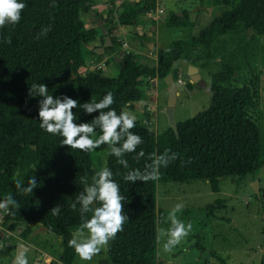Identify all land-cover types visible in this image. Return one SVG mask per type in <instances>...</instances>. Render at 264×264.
I'll return each instance as SVG.
<instances>
[{
    "label": "trees",
    "instance_id": "trees-1",
    "mask_svg": "<svg viewBox=\"0 0 264 264\" xmlns=\"http://www.w3.org/2000/svg\"><path fill=\"white\" fill-rule=\"evenodd\" d=\"M94 1L26 0L20 22L14 27L0 28V199L11 193L19 203L18 208L6 215L4 227L12 231L20 225H27L29 229V224L43 225L62 239L59 260L73 264L76 256L67 246V240L81 218L70 205L82 190L80 178L87 177L91 182L94 170L107 166L120 183L125 197L122 211L129 215L123 230L109 242L107 254L111 264H161L159 182L206 180L218 193L223 178L246 177L264 168V136L257 90L249 85L230 86L234 76L248 66L246 54L252 42L251 31L256 36H264V0L213 1L222 10L210 24L199 28L196 35L191 33L197 25L189 12L183 11L182 15L170 12L167 26L190 29L191 34L156 48L155 59L149 53L131 48L117 51L123 41H118L113 29H109L112 46L106 47L103 54L96 52L94 48L98 45L93 42L100 33L103 45L106 37L100 26L88 28L81 18L83 11L93 12ZM141 3L125 2L118 22L135 25L142 12L155 8V0ZM111 5L105 12L107 17L96 12L95 18L111 22L116 12L115 0ZM45 28L48 31L42 33ZM143 36L142 43L149 46L151 36ZM6 39L10 42H4ZM234 39L239 41L236 48L231 44ZM108 53L120 65L118 73L112 76L104 72L107 69L104 57ZM180 59L198 66L211 77V103L189 120L177 122V131L169 126L157 133L151 123L136 119L131 131L141 135L143 142L137 146V152L143 150L144 155L126 153L124 158L129 168L144 170L151 165L153 154L159 155L165 150L169 154L177 153L176 159L158 169L156 180L134 184L123 181L122 174L128 169L118 164L116 157L108 155L105 145L94 152L68 150V146L59 145L60 138L44 133L35 119L39 97L27 95L33 82L47 84L49 94L65 93L81 102L102 98L111 91L114 97L111 107L118 112L125 106L126 110H135L142 98V78L148 75L165 81L172 72L177 80L182 72L175 64ZM92 63L104 66L92 68ZM79 111L78 108L76 113ZM94 115L81 113L80 119L90 123ZM34 174L41 186L32 194H19L13 181L17 178L26 181L27 176ZM56 203L61 205L60 214L53 216L50 209ZM212 254L220 264H228L222 254Z\"/></svg>",
    "mask_w": 264,
    "mask_h": 264
},
{
    "label": "rangeland",
    "instance_id": "rangeland-1",
    "mask_svg": "<svg viewBox=\"0 0 264 264\" xmlns=\"http://www.w3.org/2000/svg\"><path fill=\"white\" fill-rule=\"evenodd\" d=\"M127 1L130 3L145 2V0H115V17L111 22L107 20L103 22L108 29H113L118 41H123V35L126 34L135 42L138 39L144 42L143 35L149 36L151 27L156 20L154 15H148V12L152 10L160 12L163 6L165 8V13L156 20V29L153 31L151 39L148 40V42L154 43L153 49L144 45V51L154 59L156 58V48L165 46L179 38H185L191 33L198 34V29L190 33V29L169 28L165 22L170 11L178 14L183 11L189 12L192 18L197 21L198 27L201 28L210 24L222 10L221 6L213 4V1L217 0H155V8L151 7L147 12H142L136 24L132 25L128 32L124 31L118 34L116 19L125 9L124 3ZM111 2L112 0H95L92 11L105 14L112 6ZM94 15L90 11L81 13V18L86 22L87 27H98ZM140 34L141 36H138ZM250 40L252 42L248 45L246 54L248 66L246 70L234 76L230 86L235 88L249 85L257 90L260 101L258 113L264 136V36H256L251 31ZM232 41V47H238L239 41L236 39ZM102 42L103 37L99 33V37L93 44L101 45ZM123 49H127L124 44L117 47V51ZM104 59L107 62L105 74L109 76L117 74L120 68L119 63L114 61L109 53ZM187 63L186 60L180 59L176 62L175 68L181 70L182 75H185L183 77L188 82L186 79ZM202 76L210 85L211 77L208 73L202 70ZM146 79L143 77L141 81L144 82ZM147 85L145 88L143 87L145 93L151 86L149 82ZM158 85L161 98L157 104L158 107L150 106L148 108L146 106L149 105L148 103L146 105L137 103L135 110L127 109V111L134 113L137 119L151 123V128L157 133H162L169 128L167 115L163 112L164 103L168 100V86L164 80H159ZM153 91L157 93L158 89H153ZM179 91L180 94L175 105L177 122L189 120L208 108L211 103V94L196 85L189 89L186 84H180ZM155 101L153 100L154 105ZM256 181L259 182L258 197L254 189ZM157 201L160 216L158 257L161 264H220L212 252L222 254L228 260V264H262L264 261V168L258 173L246 177L223 178L221 191L218 193L211 189L210 183L206 180H195L188 183L159 182ZM177 203L183 204V208L176 213L177 218L185 223L190 221L192 230L179 245L174 246L171 251L165 252L163 243L167 240V236L162 230L168 228L169 213ZM210 206L214 208L212 209ZM4 221L5 218L0 226V243L3 242L0 247V264H9L15 257V251H17L20 242L28 245L26 255L29 258V264H63L59 260L63 249L61 237L47 231L43 225L35 223L29 224L30 229L27 225H20L10 231L4 227ZM73 264H111V261L108 254L102 253L90 262H81L76 257Z\"/></svg>",
    "mask_w": 264,
    "mask_h": 264
},
{
    "label": "clouds",
    "instance_id": "clouds-1",
    "mask_svg": "<svg viewBox=\"0 0 264 264\" xmlns=\"http://www.w3.org/2000/svg\"><path fill=\"white\" fill-rule=\"evenodd\" d=\"M26 0H0V28L15 26L21 20ZM48 29H42L46 33ZM4 42H10L5 40ZM49 87L44 82H33L28 88V97H39L37 100V116L39 127L44 133L58 136L59 145L68 146V150L78 149L81 152H94L105 145L108 155L117 158V163L128 169L122 174V180L134 184L137 181L147 182L158 178V169L167 166L169 161L176 159L177 153L165 150L164 153L153 154L151 165L144 170L129 168L126 153L143 156V150L137 152L142 137L131 131L136 126V115L122 107L119 112L111 107L114 97L111 91L102 98L81 102L65 93L49 94ZM79 113H76L77 109ZM91 115L90 123L80 119V115ZM35 146H33V149ZM36 166L32 168L35 169ZM150 169V170H149ZM19 176V174H17ZM113 171L107 167L94 170L91 182L82 176V190L75 195L70 207L80 213L81 222L67 240L75 256L81 262H90L98 254H107L109 242L115 239L117 232L123 230L124 223L129 219L127 212L122 211L125 197L121 192L120 183L113 178ZM19 194H32L38 183L37 176L29 175L26 181L17 178L13 181ZM19 207L18 201L9 193L0 199V210L5 213ZM183 208L182 203L175 204L169 213V226L162 230L167 236L163 243L165 252L179 245L192 230V223H185L177 218L176 213ZM61 205L56 203L50 211L53 216L60 214ZM90 213V215H88ZM9 264H29L25 251H18Z\"/></svg>",
    "mask_w": 264,
    "mask_h": 264
},
{
    "label": "water",
    "instance_id": "water-1",
    "mask_svg": "<svg viewBox=\"0 0 264 264\" xmlns=\"http://www.w3.org/2000/svg\"><path fill=\"white\" fill-rule=\"evenodd\" d=\"M106 17V15H105ZM97 24L101 27L106 39L102 46L94 48V50L98 53L103 54L105 52V48L112 46L113 40L110 35L109 29L103 24L104 20L100 17H97ZM156 29V26L153 25L151 27V30L149 32V35L151 36L153 34V31ZM154 46V43H149V48L152 49ZM92 48V46H90ZM118 61H121V58H118ZM186 79L192 83H195L199 88L204 89L207 93H212V87L208 84L206 79L202 76L200 73V68L194 64H189L186 71ZM165 82L168 86V102L166 107L163 109V112L167 115L168 118V124L171 126L175 131L178 130V123L176 120L175 115V105L178 99V96L180 94L179 91V84L176 82V78L174 74L171 72L165 77ZM254 189L257 194H259V182H254ZM28 249V245L24 242H20L17 246V251H25Z\"/></svg>",
    "mask_w": 264,
    "mask_h": 264
},
{
    "label": "crops",
    "instance_id": "crops-1",
    "mask_svg": "<svg viewBox=\"0 0 264 264\" xmlns=\"http://www.w3.org/2000/svg\"><path fill=\"white\" fill-rule=\"evenodd\" d=\"M124 1V0H123ZM96 3V2H95ZM95 12L96 11H94V12H92V14H95ZM170 12H174V11H170ZM169 12V13H170ZM149 13V12H148ZM163 13H165V8H164V6H163V8H162V10L160 11V12H156L155 14H154V18H156V20L158 19V18H161V15L163 14ZM183 13H179V15H182ZM190 14V13H189ZM106 15V14H105ZM149 15V14H148ZM107 17V16H106ZM190 18H191V20L193 19L192 18V16H191V14H190ZM155 20V21H156ZM116 21H117V24H118V34L119 33H123L124 31H126V32H128V30H130V28H131V24H121V23H119L118 22V18L116 19ZM196 25H197V21L196 20H192ZM157 22V21H156ZM166 23V22H165ZM156 24V23H155ZM154 24V25H155ZM167 25V24H166ZM156 26V25H155ZM89 27V26H88ZM90 28V27H89ZM170 28V27H169ZM201 28H203V27H201ZM196 29H199V27H198V25H197V28ZM145 30V29H144ZM175 30H180V29H175ZM195 31V30H194ZM146 32V31H145ZM142 34V33H141ZM141 34L140 35H138V36H141ZM153 35V34H152ZM151 35V36H152ZM126 34H124L123 35V44L127 47V48H132V49H134V50H137L138 52H140V53H146V54H148L147 52H145L144 50V44L138 39V41L137 42H135V41H133L132 40V38H129L128 36H126ZM150 36V35H149ZM131 41H132V43H131ZM134 42V43H133ZM171 43V42H170ZM168 45V44H167ZM100 46H102V45H98V47H100ZM166 46V45H165ZM148 47V46H147ZM160 47H163V46H160ZM159 48V47H158ZM149 55V54H148ZM188 65H189V63H187ZM188 65H187V67H188ZM200 73L202 74V70L200 69ZM181 76H185L184 74L182 75V73H181ZM145 78H147L146 80H144V82H143V85H142V98H141V100L138 102V104H141V105H146L147 103L149 104V105H146V106H148V108H150V106H152V108H154L155 106H159V105H157V104H159V100L161 99L160 98V91H159V85H158V82H159V80L160 79H152L150 76H148V75H146V76H144ZM183 81H184V83L183 84H186L187 85V87H189V89H192L193 88V85H196L195 83L193 84L192 83V87L190 86V83H188L186 80H185V77L183 78ZM150 83V87H149V90H146V93L144 92L145 91V89H143V87L145 88V86H148L147 85V83ZM153 89H158V92L156 93L155 91H153ZM153 100H156L155 101V105H154V102H153ZM167 100V99H166ZM167 102H168V100L166 101V103H164V108L166 107V105H167ZM152 104V105H151ZM136 108H137V105H136ZM147 108V107H146ZM152 112V111H151ZM26 253H27V251H26ZM25 253V254H26ZM15 255H16V251H15Z\"/></svg>",
    "mask_w": 264,
    "mask_h": 264
},
{
    "label": "built area",
    "instance_id": "built-area-1",
    "mask_svg": "<svg viewBox=\"0 0 264 264\" xmlns=\"http://www.w3.org/2000/svg\"><path fill=\"white\" fill-rule=\"evenodd\" d=\"M156 13V11H151V12H149L148 14L149 15H154ZM92 68H97V69H100V68H102L103 66H104V64L103 63H96V64H91L90 65ZM183 76H180L177 80H176V82L180 85V84H183L184 83V81H183ZM9 213V211L7 212V213H5L4 212V210H0V226H1V223H2V221L4 220V218H5V216L7 215ZM3 245V242H1L0 243V247Z\"/></svg>",
    "mask_w": 264,
    "mask_h": 264
}]
</instances>
